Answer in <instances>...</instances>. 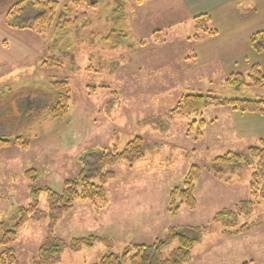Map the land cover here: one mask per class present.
<instances>
[{
    "label": "rangeland",
    "instance_id": "rangeland-1",
    "mask_svg": "<svg viewBox=\"0 0 264 264\" xmlns=\"http://www.w3.org/2000/svg\"><path fill=\"white\" fill-rule=\"evenodd\" d=\"M58 1L63 7L71 5L69 0ZM96 1L97 7H89L84 0L69 15L77 23L65 32L53 29L45 45L32 31L9 39L8 54L15 55L19 42L38 56L14 63L11 76L2 81L11 90L3 99L0 135L19 133L30 145L0 147V222H12L17 211L29 205L32 183L62 192L65 181L80 173L86 157L121 151L140 136L148 146L144 158L108 168L114 178L105 184V205L76 201L56 223L55 235L68 242L101 236L111 239L113 250L120 252L128 244L164 239L172 226L210 223L188 264H264V199L251 216L240 218L238 226L253 224L263 215V225L246 233L225 237L221 226L211 222L220 210L251 198L254 163L222 178L207 169L217 156L246 153L258 144L259 136H264V114L210 107L201 113L170 115L187 93L264 97L263 87L234 88L225 83L232 73L248 75L254 64L264 73V52L255 51L250 43L251 32L264 29V0H251L255 7L249 0H124L119 14L115 0ZM201 14L209 15L210 27L217 32L195 41L194 18ZM112 30L127 37L114 46L104 40ZM244 32L243 42L234 36L235 43L227 44L231 33ZM55 40L59 46L49 55L61 57L62 64L42 66L47 47ZM64 79L72 90L69 113L54 119L49 110L52 81ZM200 128L203 135L197 139ZM194 164L203 167L196 181L197 208L189 210L183 204L173 215L169 194L183 186ZM39 200L47 211L45 192ZM47 226V221L30 222L20 231L13 245L20 264L33 263ZM178 246L175 242L166 254ZM106 253V244L98 242L78 252L65 250L58 264H96Z\"/></svg>",
    "mask_w": 264,
    "mask_h": 264
},
{
    "label": "trees",
    "instance_id": "trees-1",
    "mask_svg": "<svg viewBox=\"0 0 264 264\" xmlns=\"http://www.w3.org/2000/svg\"><path fill=\"white\" fill-rule=\"evenodd\" d=\"M83 1L69 0L71 5L63 7L58 0H20L8 9L6 24L13 29L29 30L36 33L43 39L45 45L53 29L65 32L77 23L78 19H71L69 15L74 9L79 8ZM85 1L87 6L97 7L96 0ZM142 1L140 0V2ZM115 4L114 11L119 14L124 8V0H115ZM122 16L118 15L119 18ZM210 23L211 18L208 14H201L194 18L195 34L193 39L195 41L201 39L202 36L216 34L217 31L210 27ZM126 37L123 31L112 30L104 40L113 41L115 46ZM250 43L255 51L264 52V29L254 32L250 38ZM58 46L59 40H55L47 47V54L42 61V66H60L62 64L61 57L49 55V52ZM64 54H69L72 57L71 53ZM113 70H115L114 66ZM225 83L234 88L248 86L264 88V73L259 64H254L248 75L241 72L232 73L227 76ZM52 87L54 99L49 107L50 113L54 119L67 117L72 93L70 83L66 79L53 80ZM10 90L9 87L0 89V113L3 109V99ZM210 107H230L240 112L264 114V97L256 99L248 97L227 98L212 94L187 93L181 97L177 107L170 115H189L193 112L199 113V111L201 113ZM199 124L201 128H204V119L200 120ZM201 128L198 131L197 139L203 135ZM12 144L27 149L30 142L19 133L9 137L0 135V147H7ZM147 151L148 146L142 137L136 136L121 151L115 148L109 152H94L86 157L80 173L65 181L62 192H56L49 187L39 188L32 183L29 187V205L20 208L12 222H0V264H20L13 245L26 224L41 221L48 222L46 239L37 250L32 264H58L65 250L78 252L84 247H93L98 242L106 244L108 253L104 254L96 264L190 263L193 258V249L210 231V223L203 226H172L164 239H159L152 244H128L120 252L113 250L114 243L111 239H105L101 236L75 237L68 242L57 237L54 233L56 223L73 207L76 201H90L96 205H105L107 200L105 184L114 178V173L108 168L121 161L132 165L143 159ZM252 162L254 168L249 185L251 198L241 200L231 208L220 210L211 220L212 223L221 226V234L225 237L243 234L256 225H263L261 222L263 215L259 216L253 224L245 223L238 226V222L241 217L251 216L256 206L264 199V136L259 138L258 144L249 146L246 153L229 151L214 158L207 166L208 170L222 178V174L231 172L237 167L250 166ZM202 171V166L192 165L185 176L183 186L171 190L169 211L173 215L179 212L183 204L189 210L197 208L196 181L201 177ZM28 179L34 181L32 177ZM44 192L48 205L47 211L40 208L39 198ZM175 242L179 246L166 254V249Z\"/></svg>",
    "mask_w": 264,
    "mask_h": 264
},
{
    "label": "crops",
    "instance_id": "crops-1",
    "mask_svg": "<svg viewBox=\"0 0 264 264\" xmlns=\"http://www.w3.org/2000/svg\"><path fill=\"white\" fill-rule=\"evenodd\" d=\"M5 2L7 3V0H0V89L8 87V84L2 81L3 79L11 76V73L14 71V69H12V67H14V63L24 58H27L29 56H32V57L38 56L35 51L29 50L28 46L25 45L24 46L25 48H23L24 44L19 43V42L16 43V46L19 48L14 52L15 55L8 54L9 52H11V50H8L11 47V40H9L11 35L17 34L18 32L19 34H22L23 32H27V34H29V30L13 29V28H10L6 24V14H7L8 9L11 6L10 4L8 5V3L6 4ZM249 3L252 4V5L249 4V6L251 7H255L256 5L251 0H249ZM240 29H242V27H240ZM254 32L255 31L251 32V36ZM31 34H33L34 36H37L38 38L40 37L34 32H32ZM233 34L231 33L230 35L231 37L229 36L227 40V44H229V42L231 44L235 43L234 36H237L239 40H242V42L245 40V36H246L245 32L241 34H236V35H233ZM42 42L44 45L43 39H42ZM212 58L210 59V61L213 60ZM23 101H24V97L23 99L16 101V107H19V105L23 103ZM260 137L261 136H259V138Z\"/></svg>",
    "mask_w": 264,
    "mask_h": 264
}]
</instances>
